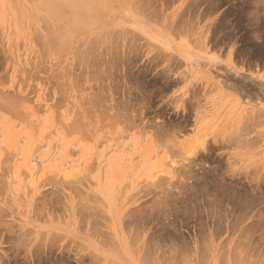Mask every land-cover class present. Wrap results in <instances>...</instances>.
I'll return each instance as SVG.
<instances>
[{
    "label": "rangeland",
    "instance_id": "rangeland-1",
    "mask_svg": "<svg viewBox=\"0 0 264 264\" xmlns=\"http://www.w3.org/2000/svg\"><path fill=\"white\" fill-rule=\"evenodd\" d=\"M63 1L0 0V264H264V0Z\"/></svg>",
    "mask_w": 264,
    "mask_h": 264
},
{
    "label": "bare ground",
    "instance_id": "bare-ground-1",
    "mask_svg": "<svg viewBox=\"0 0 264 264\" xmlns=\"http://www.w3.org/2000/svg\"><path fill=\"white\" fill-rule=\"evenodd\" d=\"M58 1H59V0H58ZM62 1H63V0H62ZM74 1H76V0H73V1H72V0H66V1L64 0V1H63V4L66 3V2H68V6H67V7L72 6V8H73L74 10H76V9H77V5H79L78 8H80V9L84 12V10L87 9V8H89V6H90L91 3H92L90 0H89V1L87 0V1H88V4H87V1H86V0H79V1L76 2V3H78V2H79V3H78V4H75ZM94 1H95V0H94ZM97 1H98V0H97ZM106 1H107V0H106ZM111 1H112V0H111ZM125 1H126V0H125ZM71 2H73L74 4L71 3ZM99 2H100V1H98V4H99ZM54 3H55V2H54ZM69 3H70V4H69ZM85 3H86V4H85ZM96 3H97V2H96ZM96 3H95V4H96ZM100 3H101V2H100ZM104 3H105V2H104ZM95 4H94V5H95ZM98 4H97V5H98ZM130 4H131V3H130ZM56 5H57V4H56ZM66 5H67V4H66ZM66 5H65V8H66ZM69 5H70V6H69ZM88 5H89V6H88ZM57 6L59 7V5H57ZM62 6H63V5H61V8L64 7V6H63V7H62ZM74 6H76V7H74ZM92 6H93V4H92ZM92 6H91V7H92ZM101 6H102V5H101ZM54 7H55V6H54ZM54 7H53V8H54ZM85 7H87V8H85ZM56 8H57V7H56ZM59 8H60V7H59ZM73 9H72V10H73ZM80 9H77V10H76L77 13H78V15H77V14H76V15H77L78 17H79V16H80V17H83V16H84L83 12H82V14H81V15H83V16L79 15L80 12H81V11H79ZM138 9H139V8H138ZM56 10H57V9H56ZM67 10H68V9H67ZM87 10H88V9H87ZM93 10H94V9H93ZM102 10H103V9H102ZM76 11H75V12H76ZM97 11H98V10H97ZM136 11H138V10H136ZM57 12H58V11H57ZM63 12H64V9H63ZM88 12H89V10L87 11V13H88ZM106 12H107V11H106ZM61 13H62V12H61ZM70 13H72V12H70ZM84 13H86V12H84ZM87 13H86V14H87ZM90 13H91V12H90ZM59 14H60V13H59ZM66 14H67V13H66ZM73 14H74V16H75V13H72L71 15H73ZM92 14H93V12H92ZM103 14H105V12H104ZM108 14H109V13H108ZM65 16H66V18H67V15H65ZM74 16H72V18H74ZM93 16H96V15L93 14ZM80 17H79V18H80ZM68 18H69V17H68ZM68 18H67V19H68ZM70 18H71V16H70ZM72 18H71V19H72ZM86 18H88V16H87ZM86 18L84 19V17H83L84 20H87ZM96 18H97V17H96ZM107 18H109V17H107ZM71 19H68V21L71 20ZM75 19H76V16H75ZM75 19H73L71 22L74 21V23H76L75 25H77V23H81V24H79V25H82V22H80V21H83V19H81V20H79L78 18H77L76 20H75ZM78 20H79V22H78ZM75 21H77V22H75ZM88 21H90V20L88 19ZM71 22L69 21V23H71ZM83 22H84V21H83ZM85 22H86V21H85ZM94 22H95V21H94ZM69 23H68V25H69ZM87 23H88V22H87ZM91 23H92V22H91ZM72 24H73V23H72ZM83 24H84V23H83ZM73 25H74V24H73ZM79 25H78V26H79ZM88 25H89V23L87 24V26H88ZM78 26H77V28H78ZM82 26H85V24L82 25ZM87 26H86V27H87ZM89 26H90V25H89ZM72 28H73V26H72ZM75 28H76V27H75ZM82 28H83V27H82ZM115 29H116V28H115ZM120 29H121V28H120ZM63 30H64V29H63ZM73 30H74V29H73ZM118 30H119V29H118ZM116 31H117V30H116ZM118 32H120V31H118ZM74 33H75V32H74ZM112 33H113V32H112ZM68 34L70 35V33H68ZM114 34H115V33H114ZM120 35H121V34H120ZM110 37H111V36H110ZM113 37H115V36H113ZM116 38H117V37H116ZM89 39H90V38H89ZM54 40H55V39H54ZM90 40H91V39H90ZM111 40H112V39H111ZM117 41H118V40H117ZM56 42H57V41H56ZM106 42H107V40H106ZM53 43H54V42H53ZM56 44H57V43H56ZM85 44H86V43H85ZM94 46H95V45H94ZM108 46H109V45H108ZM84 48H85V47H84ZM90 48H91V47H90ZM93 48H94V47H93ZM93 48H92V49H93ZM60 49H61V48H60ZM94 49H95V48H94ZM82 50H83V49H82ZM89 50H90V49H89ZM85 51H86V50H85ZM87 52H88V51H87ZM81 53H82V52H81ZM86 54H87V53H86ZM93 54H94V53H93ZM97 55H98V54H97ZM91 56H92V55H91ZM94 57H95V56H94ZM94 57H91V58H94ZM89 59H90V58H89ZM95 59H96V58H95ZM109 59H110V58H109ZM93 60H94V59H93ZM107 60H108V57H107ZM89 62H90V61H89ZM98 62H99V61H98ZM99 64H100V63H99ZM88 66H89V65H88ZM94 66H95V65H94ZM99 66H101V65H99ZM101 70H102V69H101ZM101 72H102V71H101ZM4 100H5V99H4ZM10 100H11V99H10ZM12 101H13V100H12ZM89 101H90V100H89ZM5 102H6V101H5ZM13 102H14V101H13ZM6 103H7V102H6ZM10 103H11V102H10ZM8 104H9V103H8ZM9 106H11V105L9 104ZM89 119H90V118H89ZM105 120H106V119H105ZM98 121H100V120H98ZM96 123H97V122H96ZM98 124H99V123H98ZM185 180H186V179H185ZM263 193H264V192H263ZM235 194H236V193H235ZM247 194H248V193H247ZM229 195H230V194H229ZM229 195H228V196H229ZM233 196H234V195H233ZM235 196H236V195H235ZM244 196H245V195H244ZM222 197H223V196H222ZM246 197H247V196H246ZM250 197H251V196H250ZM263 198H264V197H263ZM217 199H218V198H217ZM243 199H244V198H243ZM80 200H81V199H80ZM87 200H88V199H87ZM219 200H220V199H219ZM224 200H225V199H224ZM88 201H89V200H88ZM229 201H230V200H229ZM232 201H233V200H232ZM79 202H80V201H79ZM84 202H85V201H84ZM215 202H217V201H215ZM220 202H221V201H219V203H220ZM230 202H231V201H230ZM251 202H252V201H251ZM85 203H86V202H85ZM88 203H89V202H88ZM243 203H244V202H243ZM245 203H246V202H245ZM263 203H264V201L262 202V204H263ZM246 205H247V206H250V205H248L247 203H246ZM251 205H253V204H251ZM80 206H81V205H80ZM80 209H81V208H80ZM78 210H79V209H78ZM82 210H83V209H82ZM90 210H91V209H90ZM79 211H80V210H79ZM89 212H90V211H89ZM94 217H95V216H94ZM133 226H134V225H133ZM95 228H96V227H95ZM124 229H125V228H124ZM98 231H100V233H101V229H100V228H99ZM102 231H103V230H102ZM136 231H137V230H136ZM21 237H22V236H21ZM135 242H136V241H135ZM17 247H18V246H17ZM152 248H153V247H152ZM14 249H15V248H14ZM14 249H13V250H14ZM37 249H38V248H37ZM39 249H40V248H39ZM133 250H134V249H133ZM14 251H15V250H14ZM144 251L146 252V249H145ZM147 251H148V250H147ZM142 254H143V253H142ZM13 255H14V254H13ZM149 255H150V254H149ZM47 256H48V255H47ZM142 256H143V255H142ZM26 257H28V256H26ZM38 257H39V256H38ZM48 258H49V257H48ZM27 259H29V258H27ZM27 259H26V260H27ZM38 259H39V258H38ZM38 259H37V260H38ZM20 260H21V258H20ZM29 260H30V259H29ZM39 260L42 261V259H39ZM48 260H49V259H48ZM149 260H151V259H149ZM33 261H34V260H33ZM46 261H47V259H46ZM28 262H29V261H28ZM14 263H15V262H14ZM23 263H24V262H23ZM35 263H36V261H35ZM144 263H145V262H144ZM15 264H16V263H15ZM21 264H22V262H21ZM26 264H27V263H26ZM36 264H38V262H37ZM45 264H46V263H45Z\"/></svg>",
    "mask_w": 264,
    "mask_h": 264
}]
</instances>
